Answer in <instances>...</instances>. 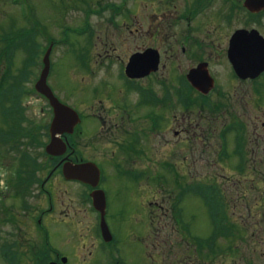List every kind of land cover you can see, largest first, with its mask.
<instances>
[{"label": "flooded vegetation", "instance_id": "flooded-vegetation-1", "mask_svg": "<svg viewBox=\"0 0 264 264\" xmlns=\"http://www.w3.org/2000/svg\"><path fill=\"white\" fill-rule=\"evenodd\" d=\"M61 1L76 8L82 5L85 14L82 27L64 28L87 37L84 71L77 85L82 108L57 96L79 117L73 131L60 136L66 145L60 156L45 150L53 111L41 94L35 91L51 115L43 133H36L41 126L26 116L16 112L7 118L0 108L5 120L1 121L15 123L16 135L25 127L31 129L24 132L28 145L40 146L45 157L43 164L37 155L22 153L8 176L0 167L1 262L129 264L109 227L110 239L103 237L101 214L91 201L94 190H102L106 198L103 184L110 174L147 190L146 195L155 184V194L169 200L175 196L171 207L181 208L197 196L198 183L187 180L196 179L197 165L205 164L206 179L223 180L221 186L206 183L207 207H255L264 219V9H248L249 0H142L137 14L132 0ZM89 15L100 22L92 27ZM4 45L1 34L0 47ZM143 55L145 72L130 76L131 58ZM2 57L0 83L5 85ZM51 71L52 64L48 85ZM95 72L103 74L89 88L86 83ZM65 163L92 166L84 176L97 170L96 185L66 179ZM54 178L82 190L92 229L85 236L79 233L81 238L75 235L77 222L81 224L77 212L70 214L65 203L59 209ZM230 193L237 194L236 201ZM164 200L148 204L166 211ZM55 238L66 240L68 249L57 246Z\"/></svg>", "mask_w": 264, "mask_h": 264}, {"label": "rangeland", "instance_id": "rangeland-1", "mask_svg": "<svg viewBox=\"0 0 264 264\" xmlns=\"http://www.w3.org/2000/svg\"><path fill=\"white\" fill-rule=\"evenodd\" d=\"M132 1L133 3L130 4L133 5L131 6L134 7V12L140 14L142 0ZM84 15L82 5L76 8L68 1L0 0V33L2 35L14 33L13 31L22 28L29 31L30 36L35 40L32 50L27 52L20 47L19 51L14 53L13 58L12 71L16 74L19 69L22 74L28 75V78L26 77L21 82L22 95L19 96V105L21 102L22 106H16L15 102V105L11 101L8 102L10 107L14 106L12 114L13 112L20 113L36 126H41V129L40 127L35 129L36 133H41V130L42 133L45 132L44 125L48 124L51 118L45 109L47 104L36 95L34 89L36 76L42 68V57L50 41L54 42L50 53L52 71L48 79L49 85L61 101H65L75 108H82L79 106L82 97L77 90V85L79 77L83 75L84 71L86 51L83 45L87 41V37L86 35L79 36L75 31L64 28L66 26L82 27ZM88 21L94 27L97 21L100 22V19L89 15ZM102 74L95 72L91 77V83H86V85L92 88L97 84ZM113 75L114 69L110 71L108 81L112 80ZM86 85L84 84V86ZM101 92L105 93L106 91ZM86 96L92 97L88 93ZM40 109H43V113L39 112ZM1 119L5 121L2 114H0V129L4 127L7 129V125ZM24 121L22 125L26 126ZM28 130L31 129L25 127L13 141H8L10 136L7 135L2 138V132H0V140H4L0 142V167L4 168L6 176L14 170L17 157L22 153L37 155V159H41L45 164L43 149L40 146L36 148L35 145H28L29 138L24 136V132ZM208 170L217 169L210 167ZM191 172L193 173L195 170ZM197 172L196 179L189 176L191 179L187 181L197 182L200 188H206L207 182L209 186H211L210 183L215 182L222 185L223 180L220 178L206 179L205 164H198ZM215 174L219 177V174ZM6 176L5 182L7 181ZM59 180L54 178V196L60 204L59 209L64 206L61 203H65L70 214H73L74 211L77 212L76 219H79L81 224L77 222L75 235L79 236L80 233L85 236L88 229H92V222L91 216L86 213V208H84L88 206L82 201V190L80 186L59 184ZM201 184L203 185L201 186ZM103 188L107 201L105 221L118 243L120 253L129 264H195L194 261L196 264H264V219L259 213L257 214L258 211L255 207H216L218 216L215 220L214 207H207V204L200 198L203 196L200 190H197L198 193H196L200 197L191 196L188 201H184L181 212H179L178 207H171L175 196L169 200L167 195L164 197L159 193L155 194L158 192L155 184L154 189L151 188V190L153 189L152 192L150 191L151 194L146 195L147 190L144 191L140 186H134V184L132 186L128 180L110 174L107 176ZM230 194L232 202L236 201L237 194ZM162 198H165L162 205L166 211L161 210L155 204H148V201L159 204ZM222 218L225 231L223 236L216 239L213 249H210L211 246H203L200 249V244L204 242L202 240L214 235L215 223L220 222ZM149 221L152 222L149 223ZM229 225L231 227L227 228ZM146 231L150 232L151 238L148 237ZM187 233L191 235L193 241L187 238L189 237ZM54 243L63 250L68 249V244L63 238H55ZM0 264H3L1 260Z\"/></svg>", "mask_w": 264, "mask_h": 264}, {"label": "water", "instance_id": "water-1", "mask_svg": "<svg viewBox=\"0 0 264 264\" xmlns=\"http://www.w3.org/2000/svg\"><path fill=\"white\" fill-rule=\"evenodd\" d=\"M246 6L250 10H260L264 9V0H249L246 2ZM50 52L51 46L47 49L43 57V69L41 71L40 77L35 84V89L37 92L45 96L49 101L50 106L53 109V119L50 125V142L46 146V152L51 156H60L65 152L66 145L60 138V135L64 133H71L73 128L78 123L79 118L77 113L70 107L62 104L53 94L51 89L47 85V76L50 69ZM145 55L134 56L131 58L130 64L127 68V72L130 76H140L135 75L137 72H145L144 65ZM132 69H137L134 73L129 72ZM144 75V73H141ZM88 167H92L89 164L80 165L65 163L63 166V175L68 180H78L82 182L89 183L93 186L96 185L98 180V171L91 170L90 175L85 177V171ZM93 206L101 213V223L100 228L103 237L106 241L110 239V233L108 231L107 224L104 219L105 214V196L101 190H94L91 194Z\"/></svg>", "mask_w": 264, "mask_h": 264}, {"label": "trees", "instance_id": "trees-1", "mask_svg": "<svg viewBox=\"0 0 264 264\" xmlns=\"http://www.w3.org/2000/svg\"><path fill=\"white\" fill-rule=\"evenodd\" d=\"M34 44L35 40L32 36H30L29 31H26L22 28L18 29L16 33L5 34V45L0 47V60L3 56L2 59L4 58L6 61L5 73H7V77L5 85H3V83H0V104L2 102L9 104L8 101H11L13 102V105H15L16 103V106H20L19 92H21V82L26 77L28 78V75L26 73L22 74L19 69L17 70L16 74L12 71L14 63L13 58L15 56L14 53L16 52L15 50L20 47L29 52L30 50H32ZM4 107H6V113L9 111V108H14V106Z\"/></svg>", "mask_w": 264, "mask_h": 264}]
</instances>
